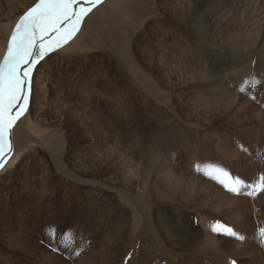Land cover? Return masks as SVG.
I'll return each instance as SVG.
<instances>
[{"label": "rangeland", "instance_id": "1", "mask_svg": "<svg viewBox=\"0 0 264 264\" xmlns=\"http://www.w3.org/2000/svg\"><path fill=\"white\" fill-rule=\"evenodd\" d=\"M36 1L32 5L40 2ZM115 1L118 4L115 13L121 12L117 6L122 7L123 2ZM153 1L151 5L149 0L143 3L138 0L134 18L123 15L124 19L116 24V36L90 29L85 39L90 48L83 49L84 45H79L80 51L73 46L54 56L45 53L33 66L32 117L41 121L40 134L46 148L28 146L30 152L23 161L1 174L0 193L9 194L17 187L18 194L17 199L8 200L10 205L0 206V247L4 245L12 256L6 262L0 255V264H54L56 260L64 264H145L146 261V264H173V261L177 264H264V236L261 235L264 229V187H261L264 176V31L260 38L253 36V31L257 30L253 28L256 19L247 14L248 11L260 14L262 22L264 0H238L237 3V0H185L184 8L188 13H202L200 10L216 5L214 9L222 14L223 9L232 7L227 19L223 16L221 21H216L214 13H207L213 16L212 32L220 53L214 52L216 48L212 52L203 51L214 43L197 32V25H181L178 19L183 21L182 14L176 18L169 2L158 0L159 5L157 0ZM19 3L20 0L15 3L0 0V31L1 25L9 23L7 17L11 11L7 5ZM102 3L103 0H98L83 19ZM246 4L252 5L242 13V5ZM199 5L202 9L197 11ZM147 12H151L150 15ZM109 14L112 18L110 10ZM197 23L203 31L201 22ZM144 24L148 27V44L156 50L163 44L167 51L163 71L158 66L164 64L159 54L152 59L139 47L146 36L143 32L133 39L137 43L136 60L128 52L133 29ZM248 42H252V49ZM191 48L196 52H191ZM7 50L6 47L3 56L0 55V63ZM227 55L235 60L232 62L244 61L223 70ZM48 56L54 68L41 66L37 71ZM149 57L157 65L151 66ZM62 59L66 64L61 65ZM178 61L185 63L181 76L176 68ZM82 67L85 77L88 70L110 74L114 92L108 102L99 96L101 90L98 89L97 96L91 94L94 100L84 105L76 89L77 98L73 99L76 105L61 104L58 91L68 88L70 72L77 74ZM203 67L221 71L229 87L227 94L233 99L210 97L204 89L194 86L198 81H208ZM150 74L157 80L153 89L144 82ZM44 82L48 86L45 101L42 100ZM195 89L199 92L194 93ZM122 94L132 100L131 110L120 111L124 104ZM89 111L91 115L96 114L91 117ZM116 120L124 124V135L121 134L117 142L111 137L112 123ZM218 142L224 146L222 151L227 147L226 151H218ZM137 149L140 152L135 157ZM10 155L11 152L6 153L5 157L8 159ZM98 157L101 161L95 164L90 161ZM143 159L145 162H141ZM8 162L3 163L6 166ZM145 169L153 171L146 178ZM7 182L14 187L9 192ZM43 185H47L51 194V206L39 210L40 198L47 195ZM232 188L238 191H231ZM164 217L168 225L178 230L176 237L171 234L174 241L182 240L185 231L195 233L196 229H201L197 236L199 246L185 250L181 241L174 245L164 230ZM221 226L232 229L236 235L226 234ZM227 243L231 246L225 252L218 250Z\"/></svg>", "mask_w": 264, "mask_h": 264}, {"label": "bare ground", "instance_id": "2", "mask_svg": "<svg viewBox=\"0 0 264 264\" xmlns=\"http://www.w3.org/2000/svg\"><path fill=\"white\" fill-rule=\"evenodd\" d=\"M10 3H11V1H12V3H15V1H17V0H8ZM36 0H20V3H19V5H7L8 7H9V9H10V15L7 17L8 19H7V21L9 22L8 24H5V25H1V27H2V29H1V31H0V55L1 56H3V53H5V50H6V47L8 48V46H9V43H10V39H11V36L13 35V33H14V30H15V27H16V25H17V23L20 21V17L21 16H19L20 14L22 15L23 14V11H25V10H27V12L29 11V9L30 8H32V7H34L35 5H32L34 2H35ZM120 1H122L123 2V6L122 7H120V6H117V8H118V10H120L121 12H118V13H115V8H116V5H118L117 4V2L115 1V0H103V3L101 4V5H99L96 9H94L87 17H86V19L84 20L83 18H84V16L82 17V20H81V23H80V25L78 26V30L73 34V36L67 41V42H63L62 44H58V45H56L52 50H50V51H48V52H46V53H49V56L52 54L53 56L55 55V54H58V53H62V52H65L66 50H68L69 48H73V46H75L76 47V49H77V47L79 46V45H81V46H83V49H84V47H89V44H87V41L85 40V39H87V33L88 32H90V29L92 30L93 29V31L94 32H105V33H108V34H112V35H117L118 34V30H117V28H116V24L117 23H119L118 21H121V20H123L124 19V17H125V15H127V16H129L130 18H134V16H135V14H136V6L135 5H137V2H138V0H120ZM141 3H143V2H145V1H148V0H139ZM153 1V0H152ZM151 0H149V2H150V4L152 3L153 4V2H152ZM199 0H197V2H198ZM209 1V0H208ZM233 1V0H232ZM235 1V0H234ZM242 1V0H241ZM37 2V1H36ZM35 2V3H36ZM148 2V3H149ZM157 2H158V4H159V1L157 0ZM170 3L171 4V6H172V11L173 12H175L176 13V18H178L179 16H180V14H182L181 16V18H183V21H181L180 19H178L179 20V22H181L182 24L181 25H188V24H190V25H192V26H198V29H197V32L200 34V35H202V34H204V38L205 39H208L209 40V43L211 42V43H214V46L212 45L211 46V44H210V46H208V47H204L203 48V51H205V52H212L211 50H214L215 48V51L214 52H219L220 53V51L218 50V47L219 46H215V44H217V42H216V40L214 39V36H213V32H212V30L214 29V27L212 26V18L211 17H213L212 15H213V13L216 15V17H217V20L216 21H219V19L221 18V17H223L224 19L226 18V17H228L229 16V13H230V11H231V9H232V7L230 8V9H223L224 10V12L222 13V14H220L219 13V11H217V10H215L214 9V6H216V5H209V7H208V9L206 8L205 10H200V9H202L201 8V5H199L198 6V9H197V11L198 10H200L202 13H192V12H190V13H188L187 11L185 12V8H184V5H185V0H161V2L160 3ZM207 2V1H206ZM238 2V0L236 1V3ZM89 3H90V0H82L81 2H79V3H76L75 5H74V11L75 12H79L80 11V9L81 8H89ZM204 3V2H203ZM257 3V2H256ZM258 3H259V1H258ZM83 4V5H82ZM151 4V5H152ZM201 4V3H200ZM239 4V3H238ZM242 4V3H241ZM80 5H82V6H80ZM97 5V3H95V4H93V5H91L90 6V8H89V10L87 11V12H89V11H91L95 6ZM142 5V4H141ZM160 5V4H159ZM228 5V4H227ZM227 5H225V6H227ZM249 5H252V4H246L245 6L244 5H242V13H243V11L246 13L247 11H248V9H249ZM104 6V7H103ZM143 6V5H142ZM205 6V5H204ZM224 6V7H225ZM240 6V5H239ZM238 6V7H239ZM103 7V9L102 10H100L101 8ZM112 7H114V9L113 10H111L112 9ZM138 7V6H137ZM165 7H166V5H165ZM241 7V6H240ZM111 8V9H110ZM204 8V7H203ZM236 8V7H235ZM234 8V9H235ZM253 8L255 9L256 8V5H254L253 6ZM145 9V8H144ZM147 9V8H146ZM156 9V8H155ZM184 9V10H183ZM188 9H190V8H188ZM109 10H110V12H111V14H112V18H111V16H110V14H109ZM161 10H162V8H161ZM239 10V9H238ZM234 11V10H233ZM144 12H145V10H144ZM239 12V11H238ZM148 13V15H150L149 13H151V12H147ZM207 13H212V15L210 14V15H208ZM259 13H260V11H259ZM12 14H13V16H15V15H17L18 14V16L17 17H15V18H12L11 19V17H13L12 16ZM141 14V13H140ZM146 14V13H145ZM220 14V15H219ZM247 14H250V18H255L256 20H255V22H250V23H252L253 24V28H256L257 30L256 31H253L254 33H253V36H255V37H257L258 36V38H260L261 37V33H262V31H264V29H262V27H263V24H262V22L264 21H262L261 22V20L259 21V15H256L254 12H247ZM258 14V13H257ZM123 15H124V17H123ZM242 15H244V14H242ZM235 17V16H234ZM244 17V16H243ZM248 17V16H247ZM149 18V17H148ZM216 19V18H215ZM227 19V18H226ZM232 19V18H231ZM264 19V18H263ZM246 20V19H245ZM244 20V21H245ZM197 21H200L201 23L200 24H202V27H203V31H202V29L200 28V26L198 25V23H197ZM220 21H221V19H220ZM254 21V20H253ZM154 22V21H153ZM232 22V21H231ZM137 23V22H136ZM228 22H226V24H227ZM244 24V23H243ZM260 24V25H259ZM217 25H218V22H217ZM121 26H123V22L121 23ZM125 26V25H124ZM140 26V25H139ZM216 26V25H215ZM244 26V25H243ZM64 27H67V24L65 23V24H62L61 25V28L63 29ZM120 27V26H119ZM126 27V26H125ZM129 27H130V25H129ZM185 27V26H184ZM251 27V26H250ZM131 28V27H130ZM129 29V28H128ZM220 30H221V27L219 28ZM126 30V29H125ZM147 30H148V27H146V24H144V25H142L140 28H134L133 29V31H132V38H131V41H130V39L128 40V41H130L131 42V45H130V47H129V50H128V52L131 54V55H133L132 56V59H135L136 60V53L134 54V51H135V48H137V43H136V40H135V42H133V39H135L137 36H138V34L140 33V32H143V34L144 35H146V36H144L145 37V39L143 40L144 41V43H142V45H140L139 47L140 48H143L144 50H145V52L147 53V55H148V53H149V55L148 56H150L152 59H153V57H155L157 54L156 53H158L159 55H158V57H159V59H160V61L162 62V63H164L163 65H161V64H159L158 66H159V70H161V71H163L164 70V67H165V65H166V59H165V54L167 53V51L163 48L164 47V45L163 44H160V45H158V47H157V50H156V48L153 46V45H151V44H148V43H150V41H149V36H148V34H147ZM165 30L167 31V28H165ZM187 30V29H186ZM244 30V29H243ZM249 30V29H248ZM252 30V29H251ZM128 31V30H127ZM145 31V32H144ZM188 31V30H187ZM195 31V30H194ZM212 33H211V32ZM246 31V30H245ZM92 33V32H91ZM181 33V32H180ZM223 33H224V30H223ZM246 33V32H245ZM251 33V32H250ZM162 34V33H161ZM207 34V35H206ZM237 34V33H236ZM244 34V33H243ZM92 35V34H91ZM115 35V36H116ZM232 35V34H231ZM127 37V36H126ZM237 37V36H236ZM241 37V36H240ZM243 37V36H242ZM56 38H57V36H56V34H51V36H50V39L51 40H56ZM93 38V37H92ZM95 38V37H94ZM140 38V37H139ZM254 39V38H253ZM48 40H49V37H46L45 38V41L46 42H48ZM110 40H111V38H110ZM127 40V39H126ZM86 43H85V42ZM112 41V40H111ZM127 41V42H128ZM163 41V40H162ZM202 41V40H201ZM230 41H232V40H230ZM256 41H258V40H256ZM84 42V43H83ZM88 42H91L90 41V38H89V41ZM126 42V43H127ZM129 42V43H130ZM223 42H224V40H223ZM242 42V41H241ZM83 43V44H82ZM93 43V42H92ZM91 43V44H92ZM129 43H127V44H129ZM147 43V44H146ZM204 43V42H203ZM208 43V44H209ZM250 43H252V42H250ZM249 42H248V44H250ZM254 43V42H253ZM121 45V44H120ZM253 45H255V44H253ZM184 46V45H183ZM231 45H229V47H230ZM234 46V45H233ZM250 46H251V49L253 48L252 47V45L250 44ZM249 45H248V47H250ZM151 47V48H150ZM226 47V46H225ZM224 47V48H225ZM90 48V47H89ZM154 48V49H153ZM255 48H257L256 47V45H255ZM151 49H153V50H151ZM195 49V48H194ZM193 48H191V52H193V53H195L196 51L194 50ZM220 49V48H219ZM243 49H244V47H243ZM248 49V48H247ZM39 49H37V51H38ZM78 50V49H77ZM228 50V49H227ZM231 50V49H230ZM234 50V49H233ZM232 50V51H233ZM56 51V52H55ZM78 51H80V50H78ZM254 51V50H253ZM70 54H72L73 53V50L72 49H70ZM82 52V51H81ZM237 52H239V51H237ZM223 53H225V52H223ZM240 53V52H239ZM254 53V52H253ZM83 54V53H82ZM128 54V53H127ZM191 54V53H190ZM252 54V53H251ZM261 54V53H260ZM47 55V54H46ZM79 55V54H78ZM81 55V54H80ZM84 55H86L87 56V54H84ZM184 55V54H183ZM225 55V54H224ZM233 55V54H232ZM246 55V54H245ZM256 55V54H255ZM47 57L40 65H39V67L37 68V71H39V68L41 67V66H48L49 67V70L50 69H52V68H54L53 67V62L52 61H49V58L50 57ZM190 56V55H189ZM249 56H250V54H249ZM68 57H69V55H68ZM83 57V56H82ZM130 57V56H129ZM149 57V58H150ZM222 57V56H221ZM233 57V56H232ZM251 57H253V54L251 55ZM81 58V57H80ZM150 58V59H151ZM182 58V57H181ZM227 58H228V62H226L223 66H222V69L223 70H227V69H230V68H234V67H237L238 66V64L239 63H242V61H244V60H242L241 62H240V60H239V62L238 63H235L234 61V59H232L231 57H229L228 55H227ZM74 59V58H73ZM79 59V58H78ZM90 59V58H89ZM152 59L150 60V65L151 66H155V65H157V64H154L156 61L154 60V61H152ZM158 59V58H157ZM214 59V58H213ZM221 59V58H220ZM248 59H250V58H248ZM251 59H253V58H251ZM226 60V59H225ZM231 60H234L233 62L231 61ZM264 60V59H263ZM49 61V62H48ZM61 61V65H63V64H66V63H63V59L62 60H60ZM184 61V60H183ZM206 61V60H205ZM219 61V60H218ZM224 61V60H223ZM247 61V60H246ZM255 61V60H254ZM37 62V61H36ZM67 62L69 63L70 62V60H68L67 59ZM215 62V61H214ZM222 62V61H221ZM85 63V62H84ZM81 64V63H80ZM218 64V63H217ZM35 65V64H34ZM33 65V66H34ZM145 65V64H144ZM175 65V64H174ZM71 66V65H70ZM80 66H82V65H80ZM146 66H148V65H146ZM220 66V65H219ZM240 66V65H239ZM256 66H257V64H256ZM72 67V66H71ZM143 67V66H142ZM212 67V66H211ZM264 67V66H263ZM176 68L180 71L179 72V76H181L183 73V71H185V63H181L180 61H178V64H177V66H176ZM191 68V67H190ZM262 68V67H261ZM66 69V68H65ZM85 68L84 67H82L81 68V71H79L77 74H74V73H72V72H70V78H69V82H71L70 84H69V87L68 88H63V89H61L60 91H58L59 92V94H61V98H60V100H61V104L63 105V106H66V107H69V106H74V105H76V102L73 100V99H75V98H77V96H76V94H77V90L76 89H78V91H80V93H79V97H80V99L82 100V103H84V105H86L87 103H91L92 102V99H93V96H91V94L93 95V94H95L96 96H97V91H98V89H100L101 90V93L99 94V96H103V97H105L106 98V101H107V99H110V96H113V88H114V86H113V80H112V78H111V76H110V74H108L107 72H104L103 71V74L101 75L99 72H102V71H99V72H94V73H92L90 70H88V76L87 77H85V74L84 73H82V71L84 70ZM166 69V68H165ZM110 70V69H109ZM245 70V69H244ZM67 71V70H66ZM75 71V70H74ZM77 71V70H76ZM202 71L204 72V74H205V77H206V80H208V81H198V82H196L197 84H195L194 86L195 87H197V88H202V90L204 89L207 93H208V95L210 96V97H220L221 96V98L223 97H225V99H229V98H232L233 99V97L231 96V95H229V94H227V92H228V89H229V87H228V85H227V80H225V78L224 77H222V73H220L221 71H218V69H216V68H213V69H211V68H208V67H203L202 68ZM246 71V70H245ZM109 72V71H108ZM237 72V71H236ZM240 72V71H239ZM34 73H35V70L33 69L32 70V74H31V77H30V84H33V76H34ZM105 73H107V74H105ZM224 73V72H223ZM67 74H69V71H67ZM140 74V73H139ZM142 74H146V71L145 70H143L142 71ZM152 74V73H151ZM151 74L148 76V77H146L145 78V81L144 82H146L149 86L148 87H150L149 89H153V85H156L157 84V80L155 79V77L154 76H151ZM229 74V73H228ZM239 75V74H238ZM237 75V76H238ZM79 77V78H78ZM104 77V78H103ZM184 78V77H183ZM196 78V77H195ZM205 79V78H204ZM169 80H171V79H169ZM237 80V79H236ZM35 81V80H34ZM37 81V80H36ZM240 81V80H239ZM47 82V81H46ZM46 82H44V84H43V90L42 91H45L44 92V94H43V101H45L48 97H47V95H46V92L48 91V86H47V84H46ZM170 82V81H169ZM159 84H160V82H158ZM116 86V85H115ZM157 88V87H156ZM162 88V87H161ZM155 89V88H154ZM32 90H33V93H32V100H33V94H34V89L32 88ZM230 91V90H229ZM154 92V91H153ZM199 92V90L198 89H195L194 90V93H198ZM99 93V92H98ZM155 93V92H154ZM197 95V94H196ZM98 96V97H99ZM122 96V101H124V104H122V109H120V111H126V110H131L133 107H134V104H133V102H132V100L130 99V97H128L126 94H122L121 95ZM98 97H96V98H98ZM124 97H126L125 99H124ZM101 98V97H100ZM206 99V98H205ZM208 99V98H207ZM32 100H30V104H29V107H28V109H27V111H26V113L22 116V117H20L17 121H15V123H14V126H13V128H12V130H11V132H10V138H11V140H12V151H11V155L8 157V159L5 157V154L6 153H8V152H5V154H3V155H0V163H2V168H0V177H1V174L2 173H4V172H8L9 171V167H16V166H14L15 164H18V162H21V161H23V159H24V157H26L27 156V154H29V148L27 149V147L28 146H33V147H36V146H40V145H42L43 146V142H42V135L40 134L41 133V131H42V129H40L42 126V124H41V121H37V118L36 117H32V115H33V110H32V108H33V105H32ZM94 100V99H93ZM116 100V99H115ZM119 101V100H118ZM97 102V101H96ZM108 102V101H107ZM101 103V102H100ZM105 103V102H104ZM104 103H102V104H104ZM231 103V102H230ZM35 104V103H34ZM77 104H79V103H77ZM101 104V105H102ZM100 105V106H101ZM107 105H109V104H106V106ZM62 106V107H63ZM97 106H98V104H97ZM105 106V105H104ZM233 106V105H232ZM90 107H93V105H91ZM102 107V106H101ZM195 107V106H194ZM35 108V107H34ZM85 108V107H84ZM88 108V107H87ZM95 108V107H94ZM99 108V107H98ZM153 108V107H152ZM232 108V107H231ZM40 109V108H39ZM86 109V108H85ZM91 109V108H90ZM89 109V110H90ZM78 110V109H77ZM92 110V109H91ZM90 110V111H91ZM94 110V109H93ZM98 111H99V109H97ZM109 110V109H108ZM40 111H41V109H40ZM90 111H89V114H90V116L91 117H93L94 116V114H96V113H94L93 115H91V113H90ZM96 111V110H95ZM97 111V112H98ZM113 111V110H112ZM59 112V111H58ZM64 112V111H63ZM80 112H81V109H80ZM84 112H86L85 110H84ZM104 112V111H103ZM111 112V111H110ZM57 114V113H56ZM77 114V113H76ZM111 114V113H110ZM113 114H115L114 112H113ZM131 111H129V117H130V120L132 119L131 118ZM211 114V113H210ZM58 115H60V114H58ZM78 116H79V113H78ZM161 116V115H160ZM166 116V115H165ZM63 117V116H62ZM86 117H88L89 118V115L88 116H86ZM86 119V118H85ZM90 119V118H89ZM88 119V120H89ZM115 119V118H114ZM98 120H99V118H98ZM101 120H103V119H101ZM110 120V119H109ZM133 120V119H132ZM131 120V121H132ZM150 121V120H149ZM87 122V121H86ZM94 122V121H93ZM98 122V121H97ZM100 122V121H99ZM137 123V122H136ZM92 124V123H91ZM95 124H96V122H95ZM93 126H94V124H93ZM132 127V126H131ZM107 129H108V127H107ZM128 130V129H127ZM105 131H107V130H105ZM111 131H112V133H111V137H112V139L115 141V142H117L118 140H119V138H120V136H121V134H123L124 135V133H123V131H124V124H123V122L121 121V120H116L115 121V123L113 122L112 123V128H111ZM130 131V130H129ZM109 132V131H108ZM132 132H134V131H132ZM39 133V134H38ZM110 133V132H109ZM129 133V132H128ZM229 135V134H228ZM96 136V135H95ZM102 136V135H101ZM107 136V135H106ZM127 137V136H126ZM45 139L47 138V137H44ZM104 138V137H103ZM94 139V138H93ZM92 139V140H93ZM101 139V138H100ZM108 139V138H107ZM106 139V140H107ZM190 139V138H189ZM126 140V139H125ZM130 140V139H129ZM184 140V139H183ZM180 141L182 144H183V142L184 141ZM187 140V139H186ZM231 140V139H230ZM257 140V139H256ZM207 141V140H206ZM241 141V140H240ZM109 142V141H108ZM173 142L174 141H172L171 143H170V146L173 144ZM110 143H111V141H110ZM128 143V142H127ZM167 143V142H166ZM226 144H227V142H226ZM113 145V144H112ZM239 145V144H238ZM107 146V145H106ZM137 146V145H136ZM116 146H115V144H114V147L113 148H115ZM140 147V146H139ZM221 147H224L223 145L221 146V143H217V148L219 149L218 151H220L221 150ZM43 148H46V146H43ZM110 148V147H109ZM112 148V147H111ZM113 148L111 149V150H113ZM135 148V147H134ZM36 149H37V147H36ZM124 149V148H123ZM140 149H141V147H140ZM140 149H139V151H138V149L135 151L134 150V154L133 155H135V157L136 156H138V154H139V152H140ZM226 149H227V147H225L224 148V151H226ZM100 150V149H99ZM115 150V149H114ZM116 150H118L117 148H116ZM115 150V151H116ZM203 150V149H202ZM7 151V150H6ZM142 151V150H141ZM224 151H220V152H224ZM104 152V151H103ZM234 154L235 153H238V152H233ZM112 154V153H111ZM117 154V153H116ZM247 157V156H246ZM145 158V157H144ZM11 159V160H10ZM102 159V158H101ZM101 159H100V157H98V158H96V159H92V160H90L93 164H95L96 162H98L99 160L101 161ZM119 159V158H118ZM215 159V158H214ZM9 160V162H8V164L5 166V164L7 163V161ZM129 161V160H128ZM221 161V160H220ZM253 161V160H252ZM3 162H5V164L3 163ZM130 162V161H129ZM141 162H145L144 161V159L143 160H141ZM105 163V162H104ZM132 163V162H131ZM138 163V162H137ZM136 163V164H137ZM134 164V163H133ZM97 165V164H96ZM101 165V164H100ZM138 165V164H137ZM231 165V164H230ZM86 166H89V165H86ZM85 166V167H86ZM135 167V166H134ZM91 169V168H90ZM92 170V169H91ZM70 171V170H69ZM84 171H87V170H84ZM121 171V170H120ZM134 171H136V170H134ZM138 171V170H137ZM151 169H145V173H146V175H145V178L146 177H149V175H150V173H151ZM72 172V171H71ZM140 172V171H139ZM153 172V171H152ZM131 173H133L132 171H131ZM142 173V172H141ZM89 174V173H88ZM136 174H137V172H136ZM135 177V176H134ZM48 179V178H47ZM148 179V178H147ZM150 179V178H149ZM11 181V180H10ZM35 181H37V180H35ZM8 183V182H7ZM30 183V182H29ZM29 183L27 184V185H29ZM131 183H132V181H131ZM146 183H147V181H146ZM46 184V183H45ZM250 184V183H249ZM40 185V184H39ZM21 186H23V182L21 183ZM43 186H45L46 188H45V190H44V188H43V190L47 193V195L44 197V198H40L41 199V201H39L40 202V204L42 205V206H40V204H38L39 205V210L41 209H43V207H50L51 206V194L49 193V189H48V187H47V185H43ZM104 186V185H103ZM14 187L12 186V184H11V182H9L8 183V186H7V189L6 190H8L7 192H9L10 190H12ZM31 188V187H30ZM146 188V187H145ZM41 191V190H40ZM42 192V191H41ZM17 194H18V192H17V187H15V190L14 191H12L11 193H5V192H3V193H0V202H1V204H0V206L2 205V207H5V206H7V205H10V203L8 202V200L10 199V198H15V199H17ZM33 196V195H32ZM30 197V196H29ZM31 200H33V199H31ZM142 200H143V198H142ZM17 201V200H16ZM148 202V201H147ZM35 205V204H34ZM150 205V204H149ZM21 207V206H20ZM22 208V207H21ZM20 208V214L22 213V215H23V209H21ZM152 211V210H151ZM149 213V212H148ZM147 214V213H146ZM150 215V214H149ZM148 216V215H147ZM23 217V216H22ZM162 218V217H161ZM165 218V217H164ZM105 219V218H104ZM108 219V218H107ZM169 219V218H168ZM106 220V219H105ZM165 220V223L163 224L164 225V230H165V232L167 233V235L171 238V242H173L174 243V245L177 243V245H178V243L181 241L182 242V244L185 246V250H187V249H193L194 248V246H199V243L198 242H200V239L197 237L199 234L198 233H201V229H196L195 231V233H193V232H191V231H185V235H183L182 236V240H173L172 239V235L173 236H177V235H179V233L173 228V227H171L170 225H168L167 224V219L165 218L164 219ZM172 220V219H171ZM111 221V220H110ZM175 224V223H174ZM173 226H175V225H173ZM160 227H161V225H160ZM178 227H180V226H178ZM202 227H205V224L203 225L202 224ZM153 233V232H152ZM172 234V235H171ZM106 236V235H105ZM114 238V237H113ZM120 238V237H119ZM163 238V237H162ZM181 238V237H180ZM160 242V241H159ZM146 244V243H145ZM148 244V243H147ZM157 244V243H156ZM141 246V245H140ZM231 246V244L230 243H227V245H226V247H224V248H220V249H218L219 251H222V252H225L226 251V248H229ZM181 247V246H180ZM184 248V247H183ZM147 249V248H146ZM135 250V249H134ZM137 250V249H136ZM10 251V250H9ZM136 252H138V251H136ZM149 252V251H148ZM152 252V251H151ZM178 252V251H177ZM143 253V252H142ZM175 253V252H174ZM184 253V252H183ZM54 254V253H53ZM133 254V253H132ZM138 254V253H137ZM146 254V253H145ZM152 254V253H151ZM164 254V253H163ZM0 255L4 258V260L7 262L9 259H12V256L7 252V250H6V248H5V246L3 245V246H1L0 247ZM129 255V254H128ZM135 255V254H134ZM48 256V255H47ZM52 256H54V255H52ZM55 256H56V254H55ZM130 256V255H129ZM148 256V255H147ZM50 257V256H49ZM138 257V256H137ZM153 257V256H152ZM142 258V257H141ZM149 258V257H148ZM167 258V257H166ZM50 259V258H49ZM132 259V258H131ZM137 259V258H136ZM151 259V258H150ZM143 260V259H142ZM149 260V259H148ZM146 260H144L143 262H145ZM61 262V261H60ZM134 262V261H133ZM147 262V261H146ZM146 262H145V264H146ZM63 263V262H62ZM62 263H59L58 262V260H56L55 262H54V264H62ZM127 263V262H126ZM168 263V262H167ZM64 264V263H63ZM128 264H136V263H128ZM144 264V263H143ZM169 264V263H168ZM173 264H177L175 261H173Z\"/></svg>", "mask_w": 264, "mask_h": 264}, {"label": "snow or ice", "instance_id": "3", "mask_svg": "<svg viewBox=\"0 0 264 264\" xmlns=\"http://www.w3.org/2000/svg\"><path fill=\"white\" fill-rule=\"evenodd\" d=\"M78 0H40L17 23L7 54L0 63V155L12 151L9 135L15 121L28 105V91L33 65L56 45L67 42L78 30L82 17L98 0H90L89 8L74 11ZM67 27L61 28L62 24ZM56 34V40H51ZM49 37L48 42L45 38ZM37 49H39L37 51ZM15 109V111H14ZM0 163V168H2ZM264 187V176L261 177ZM238 191L237 188L230 189ZM226 234L235 236L226 226ZM264 236V229L261 230ZM243 239V237H240Z\"/></svg>", "mask_w": 264, "mask_h": 264}]
</instances>
